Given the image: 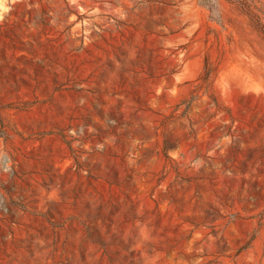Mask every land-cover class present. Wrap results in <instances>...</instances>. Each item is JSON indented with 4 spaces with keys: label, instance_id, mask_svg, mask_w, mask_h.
I'll return each instance as SVG.
<instances>
[{
    "label": "rangeland",
    "instance_id": "rangeland-1",
    "mask_svg": "<svg viewBox=\"0 0 264 264\" xmlns=\"http://www.w3.org/2000/svg\"><path fill=\"white\" fill-rule=\"evenodd\" d=\"M0 264H264L251 15L0 0Z\"/></svg>",
    "mask_w": 264,
    "mask_h": 264
},
{
    "label": "trees",
    "instance_id": "trees-1",
    "mask_svg": "<svg viewBox=\"0 0 264 264\" xmlns=\"http://www.w3.org/2000/svg\"><path fill=\"white\" fill-rule=\"evenodd\" d=\"M235 6H238L242 10L246 11L247 14H250L253 18L254 26L257 31H259L264 36V4L257 6L253 3V1L247 0H226ZM202 4L205 2L202 1ZM205 74L208 75V71L206 69Z\"/></svg>",
    "mask_w": 264,
    "mask_h": 264
}]
</instances>
